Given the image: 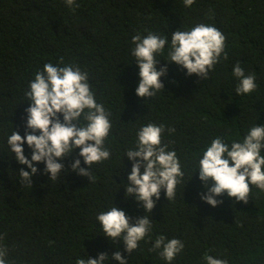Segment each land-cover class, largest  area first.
<instances>
[{
  "label": "trees",
  "instance_id": "1",
  "mask_svg": "<svg viewBox=\"0 0 264 264\" xmlns=\"http://www.w3.org/2000/svg\"><path fill=\"white\" fill-rule=\"evenodd\" d=\"M76 3L78 8L66 6L65 0H0V247L7 248V264H76L78 258L111 257L117 250L128 264H167L158 251H150L159 235L185 245L171 264H207L205 254L228 264H264V191L250 185L247 204L222 196L217 199L223 203L212 207L201 200L206 189L198 170L194 173L213 139L223 137L231 145L256 124L264 125V0H195L191 7L183 0ZM201 23L226 37L227 59L221 55L207 80L167 62L172 32ZM148 32L167 37L168 44L164 55L157 56V70L167 65V75L161 77L165 91L146 102L135 93L139 68L132 37ZM60 57L65 65H79L88 73L97 103L111 113L105 141L111 156L92 165L93 183L71 171L76 158L87 167L76 149L61 161L64 174L57 180H49L41 162L34 165L38 172L32 187L23 186L18 172L30 170L14 159L7 140L14 130L24 136L29 84L44 64L55 66ZM238 61L246 74L256 75L258 87L251 94L235 92L239 81L232 69ZM148 123L175 129L171 134L166 130L162 140L176 151L184 178L174 200L161 191L147 213L151 238L129 254L122 240L103 236L97 215L113 206L133 222L145 215L134 198H125L122 181L127 182L132 167L124 154L134 148L140 126ZM23 148L30 159L26 142Z\"/></svg>",
  "mask_w": 264,
  "mask_h": 264
},
{
  "label": "clouds",
  "instance_id": "2",
  "mask_svg": "<svg viewBox=\"0 0 264 264\" xmlns=\"http://www.w3.org/2000/svg\"><path fill=\"white\" fill-rule=\"evenodd\" d=\"M194 3L195 0H183L185 7H191ZM65 4L70 8L79 7L76 0H65ZM225 40L226 37L214 26L202 23L189 31L176 30L172 32L167 62L186 69L188 76L195 74L207 80L209 72L220 62L221 55L227 59ZM132 44V56L139 68L135 93L147 102L148 98L165 91L161 77L167 75V65L157 70L160 62L157 56L164 55L168 39L152 32L146 36L137 33L132 37ZM232 74L239 81L235 88L237 95L251 94L257 89L255 73L246 74L239 61L233 66ZM25 96L30 102V106L25 109V134L22 137L14 130L7 140L14 159L30 170H19L21 184L32 187V176L38 172L34 165L41 162L45 165L43 171L49 175V180H57L64 174L62 170L65 165L61 161L71 157L76 149H79L78 157L83 159L87 167H82L81 159L76 158L70 164V169L93 183L92 165L100 164L111 156L105 141L112 123L109 118L111 113L95 99L88 82V73L82 71L79 65H65L64 58L60 57L55 66L52 63L44 64L43 70L37 72L30 82ZM166 130L169 134L175 132L174 128L166 129L164 124L141 125L136 133L134 148L127 149L124 154L132 163L127 182L122 181L125 198H134L138 206L145 210V215L133 222V218L117 206L97 215L103 236L112 242L122 240L124 251L129 254L138 248L140 241L151 238L152 221L147 213H152L156 201L161 198V191L165 192L168 201L174 200L177 185L183 183L184 172L177 153L168 150L169 144L162 140ZM25 142L31 149L30 159L24 154ZM262 149L264 125L256 124L241 141H233L231 145L223 137L213 139L194 172L198 170V179L206 189L205 193H201V200L217 207L223 203L217 197L227 196L247 204L250 185L264 191ZM3 238L0 236V240ZM184 247L180 239L159 235L150 251H158L161 259L171 264ZM6 256L7 248L0 247V264H7ZM110 259L119 264H128L119 250L113 252L111 257L100 253L95 259L78 258L76 264H106ZM204 259L207 264H228L227 260L208 254H205Z\"/></svg>",
  "mask_w": 264,
  "mask_h": 264
}]
</instances>
